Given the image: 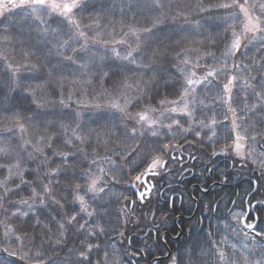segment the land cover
Returning <instances> with one entry per match:
<instances>
[{"label":"trees","instance_id":"16d2710c","mask_svg":"<svg viewBox=\"0 0 264 264\" xmlns=\"http://www.w3.org/2000/svg\"><path fill=\"white\" fill-rule=\"evenodd\" d=\"M137 1L86 0L78 5L85 13L77 16L78 2L63 12L53 10L47 0L22 6L12 0L1 9L0 51L9 49L12 42L28 47L22 44L30 33L33 47L42 54L21 64V55L17 62L16 53H3L13 66L4 63L0 67V120H7L0 123V133L8 139V155L0 154V264H109L112 244L120 247V264H218L213 255L218 254L225 225L253 240L264 236V31L231 58H227L229 51L216 44L194 48L193 41L190 44L186 38L200 33L186 34L181 54L175 57L177 74L169 71L163 94L135 98L115 115L116 108L110 103L119 102L117 86L122 77L129 86L131 70L126 69L135 59L128 55V45L143 42L148 28L187 23L189 16L195 19L219 13L222 19L223 15H236L235 9L222 8L223 0L213 11L196 13L200 7H193L192 0L179 5L180 18L174 15L169 21L168 15L156 17L165 8L164 0H151L150 5L146 4L150 0L143 1L146 12ZM184 4L192 6L193 13L186 14ZM255 14L264 21V11ZM34 23H51L49 36L37 38ZM23 25L31 30L23 31ZM54 43H64L56 59V50L51 48ZM184 59L194 65L185 64ZM224 60L227 63L220 66ZM49 61L66 70L79 64L85 78L77 83L93 82L85 88L88 95L85 89L82 94L74 93L70 82L60 81L58 72L66 75L67 71L49 69ZM41 68H46L42 75L38 73ZM209 68L221 70L215 74ZM193 71L205 80L194 87L193 109L178 116L168 106L188 87L186 81ZM24 83L32 85L25 91ZM38 84L49 90V97L38 94ZM176 89L179 92L173 93ZM68 92L73 93L69 99L60 97ZM226 93H230L229 100ZM229 109L236 116L239 136L249 149H255L253 157L233 155L230 178L226 177L230 166L224 163L223 177L217 171L208 181L210 185L228 179L233 186L216 188L209 196L197 192L201 208L194 215L195 201L191 199L173 210L167 205H155L159 209L153 210L148 201L141 205L136 197L140 176L153 171L155 160L163 158L168 161L167 169L157 177L168 185L175 183L180 169L170 155H179L181 146L196 158L197 180H207L209 159L234 140ZM144 113L160 117L153 126L147 125L139 119ZM101 114L102 126H97ZM105 125L106 132L101 130ZM102 132L103 137L97 138ZM35 139L38 150L33 149ZM156 197H151L152 204ZM215 206L216 215L212 213ZM178 215L180 228L173 225ZM192 215L191 220L183 217ZM157 218L161 229L145 234V226ZM249 226H254L253 233H248ZM135 227L144 234L133 237L129 244ZM178 230L182 235L173 239ZM164 231L169 233L165 243L160 239ZM131 246L138 249L132 251Z\"/></svg>","mask_w":264,"mask_h":264},{"label":"rangeland","instance_id":"374dc122","mask_svg":"<svg viewBox=\"0 0 264 264\" xmlns=\"http://www.w3.org/2000/svg\"><path fill=\"white\" fill-rule=\"evenodd\" d=\"M12 0H0V7L5 9V4L11 2ZM48 2L45 3H56L54 5H57L59 8H66L68 5L78 2L75 6L76 9V16L78 14H82L79 12L85 13L84 9H82L79 4L86 0H47ZM55 1V2H51ZM146 0H139L137 1V4L143 11H147L144 6H147L150 3H153V1H149L145 4L143 2ZM168 0H164L162 4L164 5V9H159L160 14L156 15V17H163L168 15L167 18L169 21L172 20L171 18L174 15H177L180 18V15L178 12V7L180 4L183 3H191L192 0H171L170 4L166 2ZM222 0H193V7H200L199 10H197L196 13L201 12H210L213 11L217 6L218 3H221ZM230 0H223L222 8L223 9H230L235 7L233 6V3L235 2H229ZM235 1V0H233ZM172 2V3H171ZM228 2V3H227ZM227 3V4H225ZM169 4V6H168ZM174 4L175 8L171 9L170 5ZM250 4L253 6L254 11L252 7L248 4V2H239V6L237 4L236 8L239 7V11L241 12L243 16V30L237 31L234 28H231L227 25H223V22H226L229 18V23L234 24L235 18H233V14L229 15H223L224 17L222 19H219L220 14H213V16H204L202 18L196 17L195 19H191V16H189L187 23H178V22H169L165 25L158 24L156 28L149 29L148 32L143 36V42L135 43V59L134 62L128 66L126 70H131V73L129 74V77L131 78L129 81V86H127V80L125 77H122L119 80V86H117V91L119 93L117 94V99L119 102L116 103H110V105L114 108H116L115 115H118L119 112L123 111L125 109L126 104L131 103L135 98L141 97L143 99H149L150 97H153L157 94H163V92L166 90L167 85V78L170 75L169 71L172 70L174 73L176 68V58L179 57L181 54V51L184 47V37L186 34H199L196 36H192L190 38H186L190 44L191 41H193V46L196 49L201 50L202 45L205 47H211L212 45L216 44V48H224L225 52L227 53V58H231L234 55L237 56V50L240 49H246L254 40L257 33L262 29L261 27H264V24L260 22V19L257 17V14L262 13L264 11V0H250ZM203 5V7H201ZM74 6V7H75ZM184 11H186V14L193 13L194 9L189 4H184ZM40 9V8H39ZM68 8H66L67 10ZM206 9H210V11H207ZM1 10V9H0ZM75 11V10H74ZM166 11V13H165ZM52 16V15H51ZM66 16V15H61ZM148 17H150V14H147ZM155 16V15H154ZM155 17V18H156ZM228 17V18H227ZM71 18V16L69 17ZM264 18V14H263ZM74 19V18H73ZM154 20V19H151ZM31 24V23H30ZM47 24V22H46ZM26 25V24H25ZM22 26L23 31L31 30V27L29 26ZM218 25V27H216ZM105 24H103L102 27H104ZM206 30L203 31L201 28H205ZM51 28V23L48 25H44L42 23H34V28L32 30L35 32L36 37L39 39H44L45 35ZM217 28H220L218 30ZM260 34V33H259ZM258 34V35H259ZM30 33H26V46H20L12 42L11 46H9V49L4 50L3 53L8 54V52L16 53L17 62L18 57L20 58L22 56L23 60H21V64L25 63L24 60L32 58V57H38L42 54L41 51L36 50L31 41L32 36H30ZM138 35L142 36V33H139ZM257 35V36H258ZM46 36H49L48 34ZM216 37V38H215ZM64 43L57 44L54 43L51 48L55 49L56 55H54L53 59H56L57 54L59 55V50L62 48ZM232 46H231V45ZM32 46V48L30 47ZM108 46L111 47L109 44ZM231 46V48H230ZM228 48V49H227ZM230 48V49H229ZM23 49V50H22ZM239 49V50H240ZM238 50V51H239ZM0 51V56L3 57L0 59V67L2 68V64L5 63V66L11 67L13 66L11 64V60L8 57L4 58V54ZM21 55V56H19ZM176 57V58H175ZM185 64L187 63L190 66H193L194 63H191L188 59H184ZM53 63H56L57 66H54ZM227 63L226 60L220 62V66L225 65ZM39 68L38 64H35ZM15 66V65H14ZM18 67V66H16ZM62 64H59L58 62L49 61V69L52 68L55 71H63L66 70V68ZM224 69V67H221ZM221 68L217 69H210L211 73L217 74ZM17 69V68H16ZM13 69V70H16ZM69 75H61L58 71L57 78L60 81L63 82H70V84L73 86V92L77 93L80 92L83 93L84 89L87 88L89 85L92 86L93 82H89L87 79L85 83H77L84 80V70L81 69L79 64L73 63L72 67L66 70ZM216 71V72H215ZM26 72L29 73L27 70ZM41 72V73H40ZM46 72V68L40 69L38 73L40 75L44 74ZM177 74V73H176ZM179 75V74H178ZM194 71L191 72L190 76L191 78H188V84L189 86L194 85L192 83V78H194ZM205 75V74H203ZM47 79L50 77L46 76ZM205 77V76H203ZM201 76H196L194 79L200 80L201 83L203 80H205ZM32 84L30 83H24L22 88L26 91L27 88H29ZM40 87L38 88L39 95L43 97H47L49 90H43L41 88L42 84H38ZM193 87V86H192ZM191 87V88H192ZM188 87L186 91H182L180 94V97L175 98L172 100V104H170L168 107L171 108L172 111L176 112L180 116H185L184 114L190 113V109L192 110V98L194 94L192 95V89ZM5 90L4 84L2 86V91ZM103 90V84L101 85V92ZM171 92L170 90H168ZM179 90L176 89L173 93H178ZM85 93L88 95L89 91L85 89ZM73 95L72 92L68 93H62L60 97L62 99H69ZM41 96V97H42ZM163 96V95H162ZM49 97V96H48ZM230 98V94L226 93V99L228 100ZM111 100V99H110ZM48 101V98L46 99ZM192 107V108H191ZM5 111V110H4ZM228 116H229V122L231 126L233 127L234 131L237 128L236 119L234 116V112L229 109L228 110ZM160 117V114L149 116V114L144 113L141 114L140 122L152 125L154 124L157 119ZM102 119L103 116L101 114V117L97 123V126H102ZM138 122V119L136 120ZM7 120H0L1 125L6 123ZM139 125L142 126L144 124L140 123ZM153 126V125H152ZM38 127L42 128L41 125H38ZM109 128L103 126L102 131H108ZM22 130V129H21ZM20 129L18 130L21 131ZM88 130V128H87ZM24 132V131H22ZM103 132L100 136L97 138L103 137ZM7 138L3 137V135L0 133V154L8 155V153L5 151L7 147ZM22 143L24 144V141L22 140ZM235 154L240 158L246 157H253L252 153H254L253 148L248 150L246 148H243V143L236 139L232 145ZM33 149L38 150V146L36 144V139L34 140ZM34 151V150H33ZM247 154V155H246ZM264 161V158H263ZM90 206V205H89ZM91 207V206H90ZM243 222V221H242ZM250 229H247L248 233H253V229L249 227ZM247 233H243L240 235L236 232V229L233 231H230V227L225 225L224 230L222 232V239L219 241V247H217L218 254L213 255L214 259H216V263L218 264H264V236L262 237H254V240L250 238V236H246ZM257 235V234H253ZM112 250L115 251V253L118 255H121L120 247L112 245ZM219 260V261H218Z\"/></svg>","mask_w":264,"mask_h":264},{"label":"flooded vegetation","instance_id":"af4514ba","mask_svg":"<svg viewBox=\"0 0 264 264\" xmlns=\"http://www.w3.org/2000/svg\"><path fill=\"white\" fill-rule=\"evenodd\" d=\"M181 147H182V151H180L179 155H174V154L170 155V159L172 161L178 162L179 169H180L176 182L171 185H168L165 181L164 183L160 182L157 176L160 174L162 170L166 172L167 164H168L167 160L160 161L158 163L157 171L151 172L152 174H154V176L152 178H148L147 180V184L150 185L152 188L150 198H146V196H144L142 199L139 198V194L142 193L144 190H146V184L142 182V180H141V185L138 187L136 191L137 200L141 203V205H145L146 204L145 201H148V204H147L148 208L153 207L154 208L153 210L159 209V208H156L155 205L160 206V207L167 205L170 210H173L174 208L180 209L187 199H191L195 201L194 211H193V215H194L198 213L199 209L201 208V203H200L201 197L198 198L196 196L197 192H200L201 194H203L202 196H209V194L216 188L228 189L233 186V184L228 180L231 176V172L233 168V163L231 160L233 156L231 146H225L222 151H220L219 153L216 152V154L213 155V157L209 159V164H207L206 166L208 176L205 182H202L200 178H199L200 181L197 180L196 178V173L199 172V166L194 164V161L196 160L194 154L193 155L187 154V152L183 149L184 146H181ZM224 163L229 164L230 166L229 167L230 171L226 173V177H228V179H226L224 182H222V180L216 181L214 183L212 182L209 185L208 179L213 174H216L217 171L221 172L219 175L222 174L221 177H223L224 174H223L222 168H223ZM157 183L159 184H158V187L156 188ZM203 185H206V187H203ZM184 191H186L185 194H183ZM155 194H157V197L155 198L156 203L152 204V202H150V199ZM131 206H133V204H131ZM205 212H207L206 209H205ZM216 212H217V207L215 206L212 213L216 215ZM193 215L190 217H185V216L183 217L187 220H191L193 218ZM180 219H181V215H178L173 225L180 228V225H179ZM159 222H160V218H157L154 221V223L152 224L148 223V225L145 226L146 227L145 234H148L150 232H153L154 234H156L157 231L161 229L159 226ZM143 234H144V230L142 228L140 227L133 228V231L130 233L128 237L129 244L133 237L140 238L142 237ZM168 235L169 233H167V231L161 232L160 239L165 243ZM181 235H182L181 230H178L177 236L173 237V239L175 238L177 239ZM131 249L133 251V250H137L138 248L135 246H131Z\"/></svg>","mask_w":264,"mask_h":264}]
</instances>
